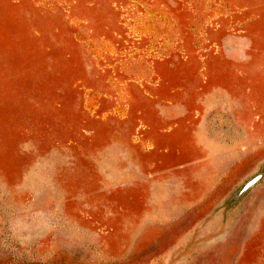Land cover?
<instances>
[{
  "label": "rangeland",
  "instance_id": "rangeland-1",
  "mask_svg": "<svg viewBox=\"0 0 264 264\" xmlns=\"http://www.w3.org/2000/svg\"><path fill=\"white\" fill-rule=\"evenodd\" d=\"M0 264H264V0H0Z\"/></svg>",
  "mask_w": 264,
  "mask_h": 264
}]
</instances>
